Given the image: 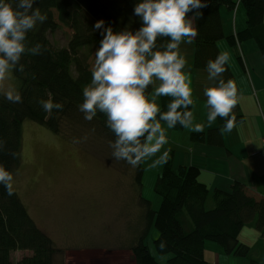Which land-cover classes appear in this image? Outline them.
<instances>
[{
  "label": "trees",
  "instance_id": "1",
  "mask_svg": "<svg viewBox=\"0 0 264 264\" xmlns=\"http://www.w3.org/2000/svg\"><path fill=\"white\" fill-rule=\"evenodd\" d=\"M15 6L17 0H7ZM141 0H35L33 10L39 8L47 14V20L26 34V47L39 43L44 47L41 55L33 56L25 52L20 63L24 71L13 70L19 80L18 90L22 102L12 103L0 92V140L5 142L0 150V165L12 173L20 167L22 157V124L33 120L58 134L67 131L66 123L73 121L99 132L115 142L114 133L107 127V117L97 112L92 121L84 119L79 110L83 103V89L91 82V57L100 47L102 29L94 26L103 20V28L111 27L114 33L132 31L142 27V21L134 14V7ZM206 7L193 10L187 17H194L195 38L194 68L205 69L209 60L222 52L218 41L226 38L236 51L238 44L253 39L264 56V0H201ZM238 3L245 9L246 27L225 34L221 7L237 8ZM58 18V19H57ZM60 21L73 30L66 46L51 43L48 31L55 30ZM170 42L167 37H158V49ZM241 59V57H240ZM18 67V66H17ZM222 78L227 82L236 80L232 68L225 65ZM215 84V82H214ZM214 86V85H213ZM154 86L150 85L146 95L151 96ZM238 95V89H237ZM51 97L54 103H62L63 109L45 112L41 100ZM170 97H161L160 110L167 111ZM193 105L188 110L192 111ZM236 117L234 125L242 124L245 114L238 100L233 109ZM220 125L201 133L191 131V139L196 142L224 145L222 129L225 119L217 117ZM159 119V116L157 117ZM163 122V121H161ZM165 123V122H163ZM175 130L184 129L177 124ZM262 151H264L262 149ZM15 155H12V154ZM174 149L167 153L163 170L157 177L154 190L160 197L157 209L142 192L139 197L144 205L147 224L131 250L136 264H160L146 243L149 231L155 227L159 235L154 239L159 254H171L170 264H217L205 257L207 241L221 246L226 254L250 258V264H264L252 256L251 246L239 239L244 226L251 225L264 234V198H257L248 192V187L235 180L229 190L219 187L211 189L200 180V168L195 165L174 164ZM135 183L141 190L144 186L143 162L135 167ZM9 196L0 185V264H61L57 259L61 248L54 244L49 234L38 227L17 190L12 186ZM212 208L207 207L210 199ZM166 242L161 250L160 241ZM29 250L31 253L14 261L13 252ZM219 264V263H218Z\"/></svg>",
  "mask_w": 264,
  "mask_h": 264
},
{
  "label": "clouds",
  "instance_id": "2",
  "mask_svg": "<svg viewBox=\"0 0 264 264\" xmlns=\"http://www.w3.org/2000/svg\"><path fill=\"white\" fill-rule=\"evenodd\" d=\"M34 3L35 0H17L13 6L0 0V92L12 103L22 102V97L14 86L6 85L10 73L24 71L20 60L25 52L36 56L45 50L39 43L32 47L25 44L26 34L47 20V14L38 7L33 10ZM206 6L201 0H141L135 5L134 14L142 21V27L135 33H114L110 26L103 28V20L95 24L96 29H102L103 39L95 52L91 82L83 89L79 110L87 121H92L97 112L107 117V127L116 137L110 144L116 160H124L135 168L155 156L167 143L161 121L168 129L179 124L196 133L205 130V124L194 123L193 112L188 110L194 104L191 74L184 71L187 61L179 46L185 38L191 43L197 35L187 14L194 9L197 14ZM158 37H167L170 42L158 49ZM229 59L228 52H221L215 60L208 61V79L215 84L204 89L207 127L220 117L226 121L223 132L232 131L236 120L233 109L238 103L235 83L222 78ZM156 81L159 83L149 98L146 92ZM159 97L171 98L165 112L157 103ZM40 104L48 113L63 109V104L54 103L51 97ZM4 144L0 140V150ZM166 159L167 152L151 166L165 163ZM12 182V174L0 165V185L9 196L13 194ZM159 247L163 250L166 242L161 240Z\"/></svg>",
  "mask_w": 264,
  "mask_h": 264
},
{
  "label": "rangeland",
  "instance_id": "3",
  "mask_svg": "<svg viewBox=\"0 0 264 264\" xmlns=\"http://www.w3.org/2000/svg\"><path fill=\"white\" fill-rule=\"evenodd\" d=\"M222 7L226 19L232 18L233 23L237 10L232 14L226 6ZM57 22L59 26L48 31L50 41L56 47L66 46L74 32L71 27ZM226 40L223 38L218 44L223 42L228 47ZM184 43L180 44L179 50L185 53L182 56L187 59L189 46ZM227 47L225 52L229 49ZM229 47L234 62L241 68L236 50L231 45ZM94 60L95 54L91 57L92 65ZM7 84L18 90L19 80L13 71ZM161 123L162 126L166 124ZM65 125L66 133L58 134L33 120H24L21 165L11 173L12 186L38 227L49 234L55 246L61 248L62 252L57 256L61 264H136L131 245L137 241L147 224L144 205L139 201L140 192L151 199L155 209L161 204L154 186L165 163L155 167L151 165L170 149L185 150L191 134L188 135L185 128L179 131L168 129L170 135H174L169 137L170 141L167 140L170 145L167 149L163 145L155 156L143 162L144 187L139 190L134 180L136 169L126 161L116 160L112 156L110 144L113 142L109 138L73 121ZM213 206L214 200L211 198L207 207ZM242 230L239 239L251 246L253 256L264 259V239L260 242L258 239L262 235L261 231L249 225ZM148 233L146 243L151 253L160 264H170L168 260L172 255H161L156 250L154 239L159 233L155 227ZM24 253L29 251L17 250L12 257L17 259ZM212 257L216 263H224V257L229 258L218 251H207L206 259ZM229 259L231 264H241L243 258L234 256Z\"/></svg>",
  "mask_w": 264,
  "mask_h": 264
},
{
  "label": "crops",
  "instance_id": "4",
  "mask_svg": "<svg viewBox=\"0 0 264 264\" xmlns=\"http://www.w3.org/2000/svg\"><path fill=\"white\" fill-rule=\"evenodd\" d=\"M241 7L244 8L241 3H238L237 8L234 10L229 9L228 6L226 7V9L228 8L232 14L233 11L237 10V13L235 12L236 14L233 23L232 18H230V20L226 19L227 15L225 14V10L223 12V7H221L220 11L226 35L233 32L237 33L239 30L246 27V14L243 9L240 10ZM238 12H240V16L238 15ZM188 18L192 19L194 27V17L189 16ZM187 39L188 38H185V42ZM184 44H188L189 46L187 59L189 58L190 62L188 59L184 71L191 74L192 98L194 101L192 108L194 123H204L205 130L216 128L220 125L218 118L210 128L207 127V109L204 107L206 103L204 89L213 86L214 82L208 79L207 70L194 68L193 56L195 51V38H192L191 43L186 42ZM229 46V43L228 47L223 42L218 44V47H220L222 52H225L226 47L229 48L227 50L230 56L228 64L234 73L236 88L238 89V100L241 111L245 114V119L242 124L234 125L231 132L222 131L224 139L223 146L215 144L211 145L205 141L196 142L191 140L188 136V144L185 147V150H177L173 148L174 164L177 166L181 164H193L198 166L200 168L199 177L201 182L206 183L211 189L219 187L223 190H229L231 184L235 180H240L248 187V192L252 196L264 198V151H262L264 143V56L255 40L250 39L243 41L237 45L238 51L235 52L236 57L242 66L240 68L239 65L234 62L233 57L230 54L231 48ZM240 48L242 49L241 52ZM180 54L185 55L182 51H180ZM156 82L155 85H158L159 81ZM160 100L161 97L157 98L159 106L161 105ZM163 127L166 129L167 138L174 136L173 133L170 135V131L166 124ZM187 131V133H189L188 135H190L191 130L187 129ZM176 136L179 137V135ZM167 140L170 141V138ZM169 141L164 144L166 146L165 149L170 145ZM170 148L171 147H169V149ZM258 239L259 242L263 240L264 234L259 236ZM214 243L215 242L210 241L206 242L205 257L207 256V251H218L223 256H229V258L234 257L232 254H226L220 249L218 244ZM24 251L28 252L29 250ZM30 253L31 252L29 251V253H24V255ZM24 255H21L17 259L12 258L17 262V260L24 257ZM212 258L213 259H208V261L216 263V259H214V257ZM229 258L224 257V263L219 262V264H231L229 262L232 258ZM242 258V261H240L242 262L241 264H250L248 258ZM253 258L264 263V259L260 260L255 255ZM235 261L239 260L235 259Z\"/></svg>",
  "mask_w": 264,
  "mask_h": 264
},
{
  "label": "built area",
  "instance_id": "5",
  "mask_svg": "<svg viewBox=\"0 0 264 264\" xmlns=\"http://www.w3.org/2000/svg\"><path fill=\"white\" fill-rule=\"evenodd\" d=\"M263 142H264V139H263ZM263 150H264V143H263Z\"/></svg>",
  "mask_w": 264,
  "mask_h": 264
}]
</instances>
